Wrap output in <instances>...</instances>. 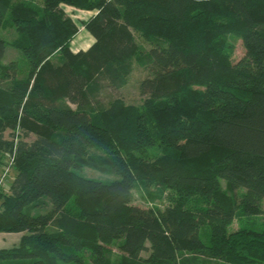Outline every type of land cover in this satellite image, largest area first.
<instances>
[{"label":"trees","instance_id":"1","mask_svg":"<svg viewBox=\"0 0 264 264\" xmlns=\"http://www.w3.org/2000/svg\"><path fill=\"white\" fill-rule=\"evenodd\" d=\"M62 3L95 10L87 50L72 51ZM12 26L26 63L5 62L0 34V164L13 154L17 167L0 232L21 236L0 264H264L251 220L264 199V0H0V32ZM134 30L163 41L147 51L142 102L104 103L131 71ZM137 181L175 198L133 204Z\"/></svg>","mask_w":264,"mask_h":264},{"label":"rangeland","instance_id":"2","mask_svg":"<svg viewBox=\"0 0 264 264\" xmlns=\"http://www.w3.org/2000/svg\"><path fill=\"white\" fill-rule=\"evenodd\" d=\"M14 3H22L24 2L26 5L38 6L42 7L44 0H13ZM62 10L64 13L77 25L78 31L77 33L71 38L70 47L73 51L78 50H87L94 42L93 37L84 29L83 22L88 20L91 16L95 14V10L87 11L84 9H77L67 4H61ZM222 17L220 20L216 22H228L231 21L232 18L229 15L220 14ZM217 16H213L212 22H215ZM134 35L139 44V49L136 50L132 56L130 57L131 63V71L126 76L125 82L117 92L111 91L109 88H106L101 93V99L104 103L110 102L114 98L120 97L122 98L127 104L137 105L142 102V96L139 94L138 84L139 82L144 79L148 73L146 69V57L147 51L156 42H163L161 35H155L153 33L148 34L146 36L143 35L141 30H134ZM1 36L7 42L6 45V54H5V62L8 63L11 60H16L18 63H26V59L24 58L21 51L13 45V41L15 37L19 34L17 30L12 27H6L2 29L0 32ZM227 41L228 44L233 45V53L231 57L233 59H237L241 57L243 54V45L241 39L236 34L227 33ZM58 53V52H57ZM202 86L197 84L190 85L189 89H201ZM108 149L105 150L107 152ZM98 155H102L103 153L99 151L97 152ZM8 155L4 156L3 162L0 164L3 165V170L9 169L4 164L8 163L9 159ZM11 166V165H10ZM15 166H11L9 178L7 182H10L13 177L15 176L17 169ZM1 171V168H0ZM82 175L86 177L102 179L108 176L104 175L103 172L98 168H91L85 167L81 171ZM157 185L151 184L149 186H144L141 182H136L135 187L132 190V198L131 201L133 204L140 205V206H163L173 200L175 197L174 192L172 190L162 189L160 193L161 197H159V193L156 191ZM3 195L9 193L7 191H2ZM2 193L0 195H2ZM1 204V203H0ZM1 209V207H0ZM262 214L256 216L254 219H251L255 226H259L260 224L264 223V199L262 201ZM251 222V221H249ZM239 221L234 220L231 228H236L238 226ZM21 233L16 232H0V249H9L13 246H16L19 242Z\"/></svg>","mask_w":264,"mask_h":264},{"label":"built area","instance_id":"3","mask_svg":"<svg viewBox=\"0 0 264 264\" xmlns=\"http://www.w3.org/2000/svg\"><path fill=\"white\" fill-rule=\"evenodd\" d=\"M8 159H9V165L8 163L4 164L5 166H7L9 169L3 170L2 166H0L1 171H0V193H2V191H7L9 192V186H10V182H7V179L9 178V173H10V168L11 166H14V156L12 155H8ZM11 165V166H10Z\"/></svg>","mask_w":264,"mask_h":264},{"label":"crops","instance_id":"4","mask_svg":"<svg viewBox=\"0 0 264 264\" xmlns=\"http://www.w3.org/2000/svg\"><path fill=\"white\" fill-rule=\"evenodd\" d=\"M72 49V48H71ZM73 51V50H72ZM75 52V51H74Z\"/></svg>","mask_w":264,"mask_h":264}]
</instances>
